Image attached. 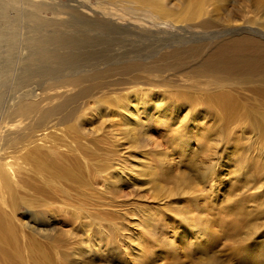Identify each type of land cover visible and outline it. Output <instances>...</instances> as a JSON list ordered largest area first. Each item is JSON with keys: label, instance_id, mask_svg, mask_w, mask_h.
<instances>
[{"label": "rangeland", "instance_id": "obj_1", "mask_svg": "<svg viewBox=\"0 0 264 264\" xmlns=\"http://www.w3.org/2000/svg\"><path fill=\"white\" fill-rule=\"evenodd\" d=\"M201 1L205 0H168L171 15L173 13L171 18L177 19L176 22L182 20ZM51 3L55 6L53 10L65 12L56 21L52 18L53 10L35 11L34 0L10 2L7 13L4 11L3 14L9 18L8 22L2 21L5 16L0 15L3 17L0 21V122L7 120L9 107L18 96L28 91L29 94L31 90L36 96L42 90L56 89L63 75L89 73L94 68L122 61H149L173 52V49L199 45L200 52L195 57L193 54L178 59L188 67L179 68L177 72L169 70L167 74L181 75L195 83L205 80L190 66L200 62L210 44L242 33L244 26L264 30V0H227L225 4L221 0H211V9L216 6L212 9L214 13L219 7L214 27L202 26L201 19L192 26L163 25L164 20L155 21L144 10L145 14L126 10L129 5L126 0H51ZM77 5L81 6L80 9L90 6L99 14H94L95 18L84 16L77 11ZM104 12L113 16L108 17ZM33 14L45 16L48 21L44 18V23L38 17L41 22H35L30 17ZM140 22H144L147 28L154 24L148 30L145 26L138 27ZM30 55L33 56L29 59ZM143 75L140 73L141 77L134 80L136 84L129 83L128 77H120L123 79L118 83L120 85H115L118 87L114 86L103 97L86 99L82 108L86 116L79 114L82 120L74 121L87 135H78L80 138L62 135L58 142L66 156L69 152L72 154L67 157L69 171L60 173L65 177H54L52 190L38 199L39 206L46 202L44 197L51 203L46 213L37 215L38 205L36 209V206L22 202L20 215L28 210L32 213L22 216V220L32 219L39 227L41 232L38 230L39 234H36L42 236L44 251L52 255L58 247L59 259L53 254L49 264H261L260 260H264V207H261L264 204L260 201L263 203L264 197L260 196L264 195V163L260 151L264 147V135L260 128L248 119L226 117L216 108L214 101L219 97L213 90H210L214 94L211 97L202 89L193 90L182 84L174 76H170L169 82L166 80L160 84L158 79H155L157 82L143 79ZM185 87L190 88L183 89ZM138 90L149 92L156 99L161 94L168 99L167 102L175 101L174 104L180 105L181 109L175 123L148 118L145 122L148 131L146 134L139 131L141 144L134 146L130 136L125 139L114 131H120L124 123H130L128 114H132L134 104H137ZM249 91L237 95L239 109L262 108L260 101L255 100ZM124 96H127L126 101ZM160 100L155 102L156 105ZM123 101L131 109L126 111L127 114L119 111ZM161 104L165 105L162 100ZM165 108L171 111L172 106L169 104ZM178 120L187 124H179ZM66 136L70 139L72 136V141L79 140L81 146L77 153L90 156V165L78 164L83 156L78 154L77 157L76 152L71 151L72 148L66 145L71 140L68 141ZM148 149L152 156L163 159L158 161L159 164L166 157L175 163L174 170L160 171L156 182L143 175L139 161ZM71 157L78 162L72 161ZM182 190L191 194L187 203H190L189 210L181 215L176 210L174 212V202L179 201L184 206L182 198L187 194ZM198 212L215 220L210 222L211 233L205 232V220L197 218ZM198 229L203 230L202 235L196 234ZM22 247L25 259L19 264H42L38 263L37 252H25ZM140 252L144 257L141 258ZM0 260L5 264L3 256Z\"/></svg>", "mask_w": 264, "mask_h": 264}, {"label": "bare ground", "instance_id": "obj_2", "mask_svg": "<svg viewBox=\"0 0 264 264\" xmlns=\"http://www.w3.org/2000/svg\"><path fill=\"white\" fill-rule=\"evenodd\" d=\"M12 1L14 0H0L1 16L4 14V11L6 12L7 5ZM210 1L211 0L201 1V4L197 8L190 9L189 13L185 17H183L182 20H178V22H176L177 19L175 20L171 18L173 17L172 16L173 13L171 15V9L169 7L170 3H168V0H126V2L129 3V5H127L125 8L126 10H130L131 12L134 13H140V11L144 10L146 11L147 16L155 19V21L164 20V22H161L163 25H166L167 23H171L173 24L172 26H176L175 23H179V25L181 26L182 25L192 26L191 25L192 23L194 24L195 21L198 20L200 21L201 19L203 24L202 26L214 27L218 21L216 14H218L219 12L218 11L219 7L215 9V12L217 13H214L212 9H214L216 6L211 9L212 2L210 4ZM34 2L35 4H33V8L37 12L41 11L42 13V11L46 9L53 10L54 5H52L51 0H34ZM221 2L222 4H225L227 0H221ZM75 7H77L78 8L77 11H79V13L81 12L82 14H84V16L85 15L93 16V18H95L94 16L96 15L94 14H99L98 10L90 6H84L83 9H80L81 6L79 5ZM52 13H53L52 18H54V20L56 18L58 19L61 15H65V12L63 13L61 11H58L56 10V8L52 11ZM104 13L107 14V12ZM104 13L102 14L104 15ZM107 15L109 17L112 14L110 15L107 14ZM1 16H0V21L5 15H3V17ZM30 17L35 22L38 21L41 22L42 19L44 20L45 18V16L44 17L38 16L41 18L40 21L39 20L40 18L36 17V15L34 14L33 16ZM6 18L8 17L5 16V19H2V21L7 20L8 22L9 18L8 19ZM52 18L50 17L49 21H51ZM61 18H63V16ZM104 18L107 19V17ZM47 19L45 18L44 21H48ZM135 19H137V17H135ZM144 22L146 23V21ZM144 22L143 23L140 22V24L138 23V27L145 26ZM158 23H160V21ZM195 23H199V22H195ZM262 23H263L262 26L264 27V19ZM150 25L148 26V28L150 27ZM133 26L136 27V25ZM243 28L245 29V31H242V33H238L234 36L229 35V37L227 36V38H220L214 43L210 44V47L208 49L206 48L207 51L202 56L200 62L195 63L192 66H190L191 64L189 65L194 73H197L205 77V80H200V81L197 80L196 81L197 84L192 79H186L181 77V75L177 76L176 74L171 75L170 72H168L169 74H167L166 72L169 70H174V72H177L179 68L188 67V66L185 67L181 61L180 62L182 64L178 62V59L180 58L183 59L193 54L195 57V55H197V52H200L199 45L184 49H173L172 50L173 52L165 53L159 57H154L149 61L135 62V60L134 61L130 60V61H126L125 63L122 61L120 63H112L111 66L106 65L103 68L100 67L94 68L89 73L72 72L71 74L63 75L60 82L59 83L57 82L58 84L55 83L54 86L58 85L57 88L54 87L56 89H52V88L51 90L47 89L48 91H46L45 89L46 92H44L41 89L42 90L41 93H36L38 94L36 96L33 95L35 92L33 93L32 92L33 90H31L33 94H31V92L28 94L29 92L28 91L27 94H22L21 96H18L14 101V104H12L9 107L8 113L6 115L7 120L4 119L5 121L0 122V257L1 256L4 257L5 264H19L24 262L25 258L24 256L22 257V253L20 249L22 246H24L22 248L26 250L25 252H28L30 250L37 252L38 263L49 264L52 261L53 254L55 259H59L60 255L58 254L59 253V250L57 249L58 247L56 248L55 246L56 249L54 248L55 250L52 253V255L49 252L44 251L46 247H44V245L41 243L42 236L39 237V235L37 236L36 234V233L39 234V232H41L40 229H38L39 227L36 226V223L32 222L31 221L32 219L26 221L22 220V216L25 217L26 214L29 213L30 211L27 209L28 212L20 215L19 209L20 207H22L21 205L23 200H24L23 202L24 205L25 202H27L28 205L32 207L36 206V209H38L37 205L38 206L40 205L39 204L40 200L38 201V199L41 195L43 197V195L45 196L46 193L48 194V191L52 190L51 186L54 184L53 178L61 175L65 177V175L60 173L69 171V167L67 165L69 164L70 160H68L67 157L72 153L69 152L68 156H66L65 155L66 152L63 153L62 151L64 150L62 151L60 150L59 146L61 144H58V142L61 141L62 135H68V136L76 135V137L74 138L77 137L80 138V136L78 135H87L84 128L83 127L79 128V126L75 123L74 120L76 119L77 120L79 119L80 121L82 120L80 116H82L83 114L82 108L86 103V99L89 100L90 98L92 99L95 97L99 98L102 95L104 96V94L110 92L109 90H112V88L115 85H120L118 83L123 81V79H120V77L123 78L128 77L126 79L129 83L130 82L135 83L136 81L134 80H138L141 77L140 73H143L144 74L142 77L143 79L153 82L155 81V79H158L160 83V82H166V80L167 82H169L170 76H174L177 78V81H182V84L190 86L191 88H193V90L202 89L209 94H211L210 90H213L214 94L217 92L216 95L219 97L214 101L216 108L218 110L224 112L225 116L228 117L229 119L237 117V118H241L242 120L248 119L249 121L256 123L258 125V128H260V132L264 135V38H262L264 30L261 28H254L252 26H244ZM234 29L236 30L238 28L235 27ZM170 31L172 30L170 29ZM258 34L261 36H258ZM63 40H61V42H63ZM63 44L65 43L63 42ZM41 55L45 56V53H41ZM32 56L33 55H30L29 59ZM71 69H73V67ZM72 71L75 70L73 69ZM117 77H119V79H116L117 81H115L114 78ZM124 83L127 84L125 81ZM190 87H185L183 89H188ZM247 90L248 91L250 90L252 92L251 95L255 100L260 101L262 108L259 107H256L254 109L247 108L246 111H244L243 109L242 110L239 109L240 101L237 95L241 94L242 92L247 93ZM148 93H144L141 91L137 92L138 94L136 98L137 104H134L135 106L133 107V112H131L132 114H128L130 118L129 119L130 123L127 124L124 123L125 127L123 126L121 130L119 128H116L119 129L120 131L118 130L114 131V133L117 132L116 135H122L124 138L130 136V139L135 142V143L133 142L134 146L135 144L136 146H140L141 144L140 138L138 137L139 131L145 134L148 131L147 130L148 128L146 127V123H145L148 120V118H155L156 120L159 121L168 120L175 123L176 116L178 115L177 114L178 110L180 111L181 109L180 105L174 104L175 101L171 102L169 100V102H167L168 99L166 100L165 97L162 96L160 93H159L160 94L159 99L152 97L150 95L151 93L150 94ZM214 94H211V97H214ZM125 97L126 99L124 100L126 101L127 96H124V98ZM160 99L162 100V103L165 105L162 104L160 105L161 103ZM158 100L160 101L156 105L155 102ZM150 103H152V105ZM169 104H171L172 106V109H170L171 111L165 108V106L166 105L169 106ZM117 105H119L118 101H117ZM128 109L130 108H128V105L124 102V105L120 107L119 111L124 113L128 111ZM127 113L128 112H126V114ZM79 114L81 115L78 116ZM83 115L86 116L85 114ZM125 120H127V118ZM178 121L179 124L186 123V121H183L184 123H182L181 120ZM72 136L71 139L68 137V141L70 140L71 141L66 143V145L72 148L71 151H73L74 153L76 152L75 154H77V157H79L78 154L80 156H83L81 153H77L79 147L81 146V143L79 142L78 139L72 141L73 139ZM123 137L120 138L122 139ZM146 152H145L146 153L145 157H143L145 159L143 160L142 158L139 161H141L142 163L141 169L143 171V175L149 181L156 182L155 180L157 179L160 171H164V170L172 171L175 169V163L169 157H166L165 158L166 160L162 164H159L158 161L161 162L163 159L161 160V158L160 159L157 158L158 157L157 155H156L157 157L152 156L153 154H151L149 149L148 151L146 150ZM159 153L160 152H158V154ZM88 157L83 156L79 160V162L77 159H74L73 157H71V159L73 158L72 161L75 160L76 162H78L79 165H90ZM260 158L264 163V147L262 151H260ZM136 166L139 165L137 164ZM112 173L115 174L116 171ZM44 187H47V189L44 190ZM182 191H184V193L187 194L186 197L183 196L184 198H182L183 199L182 202L184 203L183 204L184 206H182V204L179 203L178 201V202H174L175 209L173 208L174 212L176 210L181 215L184 211L189 210L190 203L189 204L187 203L191 194L190 191H186V192L185 190ZM260 192L263 191H259V193ZM29 196L31 197L29 198ZM260 197H264V195H261ZM44 199H45L44 201L46 202H44V204L42 203L43 205L39 206L40 209L36 210L35 214L37 215L44 214V212L46 213V209L48 207L49 208L51 207L50 206L51 203L47 202L49 200L48 199L46 200L45 197ZM255 199H257V197ZM262 201L263 200L260 201L261 204H264V202L262 203ZM263 207L264 206H262L261 208ZM163 213L165 212L163 211ZM198 213L199 215L197 218L199 220L204 218L205 220V223H203L207 229V230L205 229V232L208 231L211 233L212 224L210 222L215 220L205 216L204 213L202 214V212L201 213L198 212ZM29 214L32 213L30 212ZM153 218H155V215ZM155 219L154 221H156ZM201 223L202 222H200V224ZM202 232H203L202 229H198L196 234L202 235ZM42 233L44 232L42 231ZM46 241L48 240L46 239ZM200 249L203 248L200 247ZM140 255L141 258L142 256L144 257V254L142 252H140ZM161 256L163 255H160V257ZM262 257L264 258V256ZM160 259L164 260V258L162 257ZM260 263L264 264V260L263 261L260 260ZM0 264H3L1 260H0Z\"/></svg>", "mask_w": 264, "mask_h": 264}]
</instances>
